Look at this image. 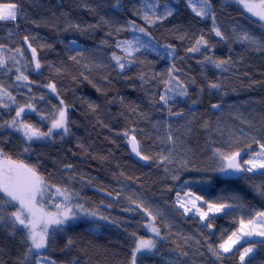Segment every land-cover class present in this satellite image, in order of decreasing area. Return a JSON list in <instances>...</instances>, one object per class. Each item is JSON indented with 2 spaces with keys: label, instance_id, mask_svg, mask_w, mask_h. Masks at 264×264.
<instances>
[{
  "label": "trees",
  "instance_id": "1",
  "mask_svg": "<svg viewBox=\"0 0 264 264\" xmlns=\"http://www.w3.org/2000/svg\"><path fill=\"white\" fill-rule=\"evenodd\" d=\"M7 2H17L23 14L15 22L0 21V45H5L2 51L19 61L7 60L11 72L0 68V86L15 97V103L4 97L9 106H0V124L10 122L18 107L25 106L18 119L47 132L53 115L66 107L70 132L61 138L62 130L57 129L46 141L28 143L4 127L0 128V149L12 160L35 167L53 188L75 193L74 202L82 204L89 217L64 225V231L55 234L53 248L45 253L58 264L73 258L79 264H131L137 239L148 235L145 229L151 217L138 207L143 205L154 215L159 211L163 218L157 215L155 221L161 229V236L154 239L157 251L147 256L138 254L137 264H173L177 244L189 253L181 258V264H240L235 249L218 262L202 245L206 240L218 245L237 230L241 217L247 219L256 211H264V195L260 194L264 177L257 172L246 174L253 177L251 180L224 179L211 170L196 169L215 167L214 148L244 149L241 153L247 159L257 145L247 149L251 141L242 132L264 142V51L235 39L236 32L242 31L264 37V23L235 3L212 0L216 23L228 37L221 40L211 31L212 21L195 16L187 0H160L161 5L169 4L175 11L155 25L141 18L148 10L145 0H120L121 7H116V0H0ZM133 6L139 14H134ZM130 21L148 34L133 31ZM201 34L212 47L188 52ZM137 38L141 45L135 44ZM129 40L140 47L131 56L116 46ZM28 43L37 49L42 65L38 71ZM113 54L125 57L121 61L125 63L123 71L112 59ZM205 55L231 57L232 63L216 68L201 63ZM129 60L134 62L129 65ZM173 64L179 71L172 69ZM19 65L28 82L16 81L19 73L14 68ZM141 75L146 83L139 79ZM170 77L187 83L189 96L175 97L165 105L159 97L166 94V88L176 86V80L171 85L164 83ZM209 81L220 83L222 88H207ZM52 83L56 92L47 87ZM214 103L221 107L213 109ZM28 104L32 109L26 107ZM89 104L97 107L93 110ZM169 108L183 115H169ZM229 131L235 133L231 141ZM169 133L177 140L171 163L161 164L156 159L142 163L131 156V135H136L144 154L155 157L173 149L167 140ZM184 161H188L187 166ZM186 191L210 202L234 195L238 200L228 202L238 207L228 210L230 214H215L209 229L204 227L207 221L202 224L199 217L186 215L175 204L176 193ZM44 205L52 209L46 200ZM202 207L206 205L202 203ZM68 238L76 242L71 250L64 248ZM259 241H252L257 242L254 264H264V248ZM241 245L247 246L244 242L237 248ZM197 249L202 256L196 254ZM24 250L18 238L0 230L3 264H16Z\"/></svg>",
  "mask_w": 264,
  "mask_h": 264
},
{
  "label": "snow or ice",
  "instance_id": "2",
  "mask_svg": "<svg viewBox=\"0 0 264 264\" xmlns=\"http://www.w3.org/2000/svg\"><path fill=\"white\" fill-rule=\"evenodd\" d=\"M236 2L242 6L246 13L251 14V17L257 18L258 22L264 23V0H236ZM121 6L120 0H116V7ZM187 6L195 16L200 17L201 19H210L212 21L211 31L216 37H219L221 40L228 39L216 23V11L212 0H187ZM145 7L148 10L143 12L141 18L148 24L152 25H155L158 21L162 22L167 20L169 17L173 16L175 11V9L169 4L161 5L160 0H153L152 3H148V0H145ZM133 12L134 14H139V9L133 6ZM22 14V9L17 2L0 3V21L15 22L18 16ZM129 23L133 26V31L138 30L141 33L148 34L146 33L145 28H138V26L135 25V21H130ZM69 27H73V25H69ZM74 27L77 29L80 28L79 25H75ZM233 31L236 32V29H233ZM23 39L25 42H28L29 37L25 36ZM235 39L240 43L252 46L255 50L264 51V37L258 38L247 31H242L236 32ZM135 44L141 45L139 38L136 39ZM27 46L31 50L34 68L38 71L41 69L42 65L37 58V49L33 47L31 43H28ZM116 46L122 47L123 51L128 53L129 56L133 54V50L140 51V47H134V42L131 40L120 42ZM142 46L147 47V45ZM167 47L171 48L172 46L169 45ZM211 47L209 41L205 39L203 34H201L199 38L195 40L194 46L189 47L187 51L195 53L201 51V48L210 49ZM4 48L5 45H0V50H3ZM22 51L23 50L20 48L16 49V52L19 54H22ZM169 54L173 55L174 49L172 53ZM71 58L75 60V57ZM11 59L14 63H19L15 57H12ZM112 59L115 60L121 71L125 69V63L121 62L125 57L113 54ZM133 62L134 61L131 60L128 61L129 65ZM201 63H209L216 68H224V65L232 63V60L231 57L228 59H214L212 56L205 55L204 60L201 61ZM0 68H3L8 72L12 71V69L7 66V61L2 54V51H0ZM172 69L174 71H179L174 64ZM224 70L226 71L227 69ZM16 72L19 73L15 77L17 82L29 81L28 76L20 71L19 68L16 69ZM139 79L145 83L147 82L143 75H141ZM173 80H176V86L174 88H166V94L159 97V100L163 101L165 105L169 103L170 99H175V97L189 96V85L180 81L179 77H170V79L164 81V83L171 85ZM192 84H195V80L192 81ZM47 87L51 88L53 92H56V85L54 83L47 85ZM206 87L209 89H220L222 88V85L217 82L209 81L206 84ZM200 91H203V88H201ZM168 92L173 93V95H167ZM5 96L15 103V97L0 86V106L8 107L9 105L3 102ZM60 103L63 105L64 102L61 100ZM193 103H195V101H193ZM26 107L32 109L31 104H28ZM96 107V105L89 104V108L93 110H95ZM211 107L213 109H219L221 105L219 103H214L211 104ZM57 111L58 115H53L51 128L47 132H42L33 125L25 123L22 119H18L22 116V113L25 112V106H19L15 118L10 122L0 124V128L9 127L16 131H22L23 136L27 141L51 137L53 135V130L55 129L62 130L61 138H63V135H67L70 132L68 127L69 120L67 108L63 107ZM168 111L169 115H183L182 112H172L171 108H169ZM204 127H207V124H205ZM223 134L224 133L221 132V135ZM124 135L128 136L129 133L125 132ZM242 135L247 140L251 141L246 145L247 149L250 150L252 144L257 145V150L251 152V155H249L247 159L241 157V152L244 149L225 151L221 148H214L212 156L216 162L215 167L211 169H196V171L207 172L211 170L224 179L251 180L253 177L246 174L257 172L260 176L264 177V142H261V140L252 136L250 133L242 132ZM233 136H235V133L229 131V141L232 140ZM167 140L173 145V149L169 151L167 155L159 153L155 157L144 154L141 149V143L137 140L136 135H131L128 143L131 145L132 152H134L141 160L148 161L156 159L159 163L164 164L165 162H172L175 145L177 143V140L171 135V133L168 134ZM235 142L238 143L239 138H237ZM24 151L27 152L28 149L25 148ZM0 156L4 157L0 160V193L3 194L0 196V230L6 231L10 237L18 238L19 242L25 248L22 256L17 258L16 264H58L57 260L45 253V250H51L53 248L56 243V232L64 231L63 226L66 225L68 221L77 218L78 213L74 209L82 210L83 205L72 204L76 195L75 193L69 191L67 188H56V192L63 197V202L55 205V211H46L44 207V195L50 188L55 186L46 183L44 177L38 174L35 167H30L21 161L12 160L10 157L5 156L2 149H0ZM187 163L188 161H184L185 166H187ZM65 167L70 169L73 166L66 165ZM176 178L177 177H173V179ZM260 194L264 195V189L260 190ZM185 196L188 197L187 200L181 197L180 193L177 192L175 204L178 205L180 209H183L185 214L194 211L201 221H207L204 227L209 229L213 227V219L216 213L230 214L228 210L238 207L237 203L228 202V200H238V197L234 195L219 197L212 202L205 200L202 196L196 195L191 191H186ZM197 201H202L203 204L206 205V208L199 206ZM133 203H135V201H133ZM138 207L143 208L147 216L151 217V222L147 227L156 236H161V229L156 226L155 221L157 215H160L161 218H163L162 214L157 211L156 215H154L149 208L144 207L143 205H138ZM90 215L95 216L96 214L90 213ZM101 219L106 220L108 218L101 217ZM238 225L237 230L231 232V234L228 235L226 239H223L218 245L214 246L206 240L202 247H205L208 253H210L212 257H215L218 262H222L225 258V254L233 253L235 249L238 253L240 264H254L253 255L257 250V242L245 241L247 246L241 245V248H237L236 246L241 244V241L246 237L264 238V211H256L254 215H250L247 219L241 217L238 221ZM133 235H135V233H133ZM161 238L163 239L164 237ZM186 242L187 239H185V243ZM75 243L76 242L73 238H68L64 246L65 250H71ZM173 243H175V241ZM199 243L200 241H197V244ZM258 243L261 248H264V239L260 240ZM155 251H157V242L155 240L143 238L137 239L131 254V264H137L138 254L141 256H147L148 254L155 253ZM173 251L178 253L173 264H181V258L189 256V253L184 251L179 244L176 245V248L173 249ZM196 254L203 255V253L199 252V249H197ZM0 264H3L2 260H0ZM67 264H79V261L73 258L69 260ZM185 264H187V262H185ZM193 264H195V261H193Z\"/></svg>",
  "mask_w": 264,
  "mask_h": 264
},
{
  "label": "rangeland",
  "instance_id": "3",
  "mask_svg": "<svg viewBox=\"0 0 264 264\" xmlns=\"http://www.w3.org/2000/svg\"><path fill=\"white\" fill-rule=\"evenodd\" d=\"M226 2H229V3H235L236 5H238L241 9H243L242 8V6L240 5V4H238L237 2H236V0H225ZM151 3V2H150ZM244 10V9H243ZM245 11V10H244ZM248 14V13H247ZM248 15H250L251 16V14H248ZM254 18V17H253ZM254 19H256L257 20V18H254ZM0 51H2V50H0ZM2 54L4 55V57H5V59H6V61L9 59V58H12V57H14V56H7V54H5L3 51H2ZM17 68H19L20 69V71H23V68H22V66L21 65H19V66H17L16 68H14V70H16ZM9 128V127H8ZM11 130H13L14 132H16V133H18L20 136H22L23 138H24V140L26 141V142H28V143H30V142H35V141H39V142H42V141H46V140H48V139H50L51 137H48V138H41V139H33L32 141H27L26 140V138L23 136V133H22V131H16L15 129H13V128H10ZM57 129H55V130H53V132L54 131H56ZM4 157L3 156H0V160H2ZM24 163V162H23ZM56 188H50L46 193H45V195H44V199L48 202V206H50L52 209H47L46 207H45V205H44V207H45V210L46 211H55L56 210V208H55V205L57 204V203H62L63 202V197L62 196H60L57 192H56V190H55ZM181 195V197H183L185 200H187L188 199V197L187 196H185V194H180ZM49 197H51V198H49ZM177 198V197H176ZM202 201H197V204L199 205V206H202ZM72 204L73 205H77V203H75L74 202V200L72 201ZM177 207H179L178 205H177ZM75 211H77V213H78V215H77V218L75 219V220H70V221H68L67 223H72V222H76V221H78V220H86V219H88L89 217H88V213L85 211V209L83 208L82 210H80V209H74ZM182 211H183V209H181ZM216 214H219V213H216ZM186 215H195V217H199L198 215H196L195 214V212L193 211V212H189V213H186ZM211 215V214H210ZM151 222V220L149 221V223ZM202 222V224H205L206 223V221H201ZM66 223V224H67ZM148 223V224H149ZM147 224V225H148ZM147 225H146V232H147V237L146 238H144V239H155V238H157L158 236H156L148 227H147ZM53 227H55V226H53ZM50 231H51V229H50ZM262 239H264V238H262V237H251V238H244V240H242L241 241V244L242 243H244L245 241H259V240H262ZM239 246H240V244H238ZM238 245L236 246V247H238Z\"/></svg>",
  "mask_w": 264,
  "mask_h": 264
},
{
  "label": "water",
  "instance_id": "4",
  "mask_svg": "<svg viewBox=\"0 0 264 264\" xmlns=\"http://www.w3.org/2000/svg\"><path fill=\"white\" fill-rule=\"evenodd\" d=\"M129 149H130V152H131V156H133L134 157V159L135 160H137V161H139V162H142V163H145V161L144 160H141L134 152H132V150H131V145L129 144ZM241 157L244 159V157H245V154L244 153H241Z\"/></svg>",
  "mask_w": 264,
  "mask_h": 264
}]
</instances>
